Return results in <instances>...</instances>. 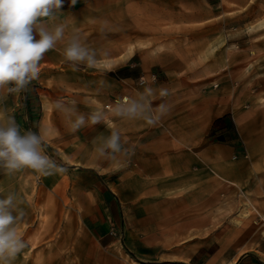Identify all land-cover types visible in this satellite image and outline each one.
<instances>
[{
    "label": "rangeland",
    "instance_id": "1",
    "mask_svg": "<svg viewBox=\"0 0 264 264\" xmlns=\"http://www.w3.org/2000/svg\"><path fill=\"white\" fill-rule=\"evenodd\" d=\"M83 3L84 20L73 34L87 47H101L106 52L117 47L118 59L122 60L134 52L172 53L183 66L174 75L191 74L195 79L190 82L228 91L234 112L240 107L250 116L255 112L258 119L253 123L261 129L258 137L253 136L258 161L243 180H221L227 188L213 182L209 202L204 201L208 193L203 192L176 196L178 203L160 204L167 214L164 219L168 218L161 226L168 233L144 236L143 241L155 248L139 247V252L125 245L133 235L115 233L125 249L122 257L133 264H168L165 261L171 259H180L182 264H234L239 256L254 251L264 259V0ZM110 36L116 37L111 44ZM104 58L97 68L80 65L79 71H72L66 62L57 71H72L71 80L76 81L78 74L93 69L106 72L113 60ZM58 75H39L18 94L0 90V117L14 116L22 134L26 130L43 131L46 154L67 169L50 175L31 169L11 174L0 170V198L13 194L18 209L25 213L16 229L27 247L8 264H76L79 259V244L84 238L79 170L70 165L66 151L61 150L62 140H70V149L77 147L79 131L70 130L69 115L56 110L54 102L75 101L80 114L83 107L77 97L80 93L68 91ZM200 75L206 77L197 80ZM27 97L33 100V107L26 106ZM107 104L110 107L105 109ZM99 105L104 112L114 107L107 99H101ZM45 110H49L47 117ZM245 119L251 127L252 118ZM236 122L241 125L240 119ZM217 138L220 140V136Z\"/></svg>",
    "mask_w": 264,
    "mask_h": 264
},
{
    "label": "crops",
    "instance_id": "2",
    "mask_svg": "<svg viewBox=\"0 0 264 264\" xmlns=\"http://www.w3.org/2000/svg\"><path fill=\"white\" fill-rule=\"evenodd\" d=\"M83 2L77 0L72 5L70 0H64L56 18L45 19L49 29L65 25V36L45 53L39 75L59 73L68 91L80 93L77 97L85 116L102 111L101 99L113 103L136 98L145 87L157 90L151 97L154 108L163 102L170 109L154 126L140 118H120L112 109L103 111L105 122L82 127L75 149L68 147L70 140L61 142V150L66 151L70 165L79 170L78 185L82 189L79 205L84 238L79 244L76 264H133L120 254L125 249L115 233L122 231L124 236L127 233L134 236L133 240L125 241L131 251L139 252V247L155 248L143 240L146 235L159 237L168 233L161 226L168 220L164 219L167 214L159 205L178 203L180 199H175L176 196L203 192L208 193L204 201L209 202L213 182L217 187L227 188L222 181L243 180L258 161L253 136L258 137L261 129L253 123L258 119L255 112L250 116L242 107L234 112L228 91L190 82L195 79L191 74L174 75L183 69L182 62L163 50L134 52L122 60L118 59L117 47L107 52V56L102 55L106 51H101V47H89L97 52L98 62L104 57L113 60L106 72L93 69L78 74L75 81L71 80L72 71H57L67 62L63 50L68 38L84 20ZM109 38L110 44L115 42V36ZM141 77L145 80L143 84L139 82ZM205 77L200 75L197 80ZM161 86L168 89V96L159 97ZM27 99L26 106L33 107V100ZM48 112L45 110L46 117ZM246 116L252 118L251 127L245 124ZM112 130L120 132L122 142L126 141L124 146L134 148V153L118 155L117 159L98 156L94 147ZM165 262L182 264L184 261ZM234 264H264V259L253 251L239 256Z\"/></svg>",
    "mask_w": 264,
    "mask_h": 264
},
{
    "label": "clouds",
    "instance_id": "3",
    "mask_svg": "<svg viewBox=\"0 0 264 264\" xmlns=\"http://www.w3.org/2000/svg\"><path fill=\"white\" fill-rule=\"evenodd\" d=\"M70 2L75 5L77 0ZM63 3L64 0H0V90L18 94L26 91L31 82L39 78L40 62L45 53L65 36V25L59 24L49 29L44 21L54 20ZM102 55L107 56L108 53ZM63 56L72 71H79L80 65L92 68L98 63L97 52L82 43L76 34L68 38ZM140 81L143 84L144 78L141 77ZM156 94L157 90L145 87L144 92L136 98L122 100L112 111L120 118H140L154 126L170 110L163 102L153 107L151 97ZM158 95L161 98L168 96V89L161 86ZM54 107L69 115V126L73 133L86 125L105 122L103 111H93L87 116L77 113L75 101L57 100ZM124 143L126 141L122 142L120 132L112 130L109 136L101 138L94 151L105 159H117L118 155L134 153V148L125 147ZM22 169H31L43 175L67 170L46 154L43 131L26 130L22 134L14 116L0 117V170L11 174ZM24 216L13 194L0 198V264H8L27 247L16 229V224L23 221Z\"/></svg>",
    "mask_w": 264,
    "mask_h": 264
},
{
    "label": "built area",
    "instance_id": "4",
    "mask_svg": "<svg viewBox=\"0 0 264 264\" xmlns=\"http://www.w3.org/2000/svg\"><path fill=\"white\" fill-rule=\"evenodd\" d=\"M140 79H141V78H140ZM139 82H140V84H142L141 81H139ZM144 82H145V80H144ZM122 100H124V99H122ZM122 100H121V101H122ZM121 101L115 100V101H113L112 104L115 106L117 103H119V102H121ZM104 107H105V109H108V108H109V105L107 104V105H105Z\"/></svg>",
    "mask_w": 264,
    "mask_h": 264
}]
</instances>
